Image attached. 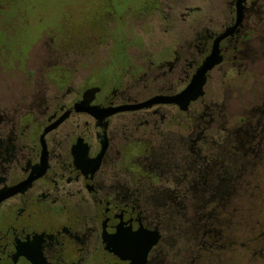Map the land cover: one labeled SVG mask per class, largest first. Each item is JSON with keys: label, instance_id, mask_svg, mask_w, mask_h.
Masks as SVG:
<instances>
[{"label": "flooded vegetation", "instance_id": "obj_1", "mask_svg": "<svg viewBox=\"0 0 264 264\" xmlns=\"http://www.w3.org/2000/svg\"><path fill=\"white\" fill-rule=\"evenodd\" d=\"M146 6L131 17L159 10L153 0ZM222 6L197 22H185L193 8L185 7L181 22L169 6L166 32L177 24L175 37L136 56L123 31L127 21L106 29L87 39L88 52L76 53L99 57L95 49L108 44L107 60L86 79L24 85L0 100V264H131L118 252L141 263L156 235L143 264H207L205 238L199 246L189 235L182 240L161 218L159 201L162 190L182 185L168 179L165 165L182 147L189 150L192 113L200 130L194 146L219 114L237 132L264 133V0ZM103 16L95 24L107 23ZM215 46L221 62L187 102L184 93ZM48 70L67 81L59 63ZM228 104H246L238 121ZM214 252L209 259L221 255Z\"/></svg>", "mask_w": 264, "mask_h": 264}, {"label": "rangeland", "instance_id": "obj_2", "mask_svg": "<svg viewBox=\"0 0 264 264\" xmlns=\"http://www.w3.org/2000/svg\"><path fill=\"white\" fill-rule=\"evenodd\" d=\"M147 1L0 0V100L21 94L24 85H72L86 79L96 62L107 60L108 44L95 49L102 53L99 57H77L76 53L88 52L87 39L105 35L106 29L124 26L127 21L123 31L130 38V54L136 56L159 50L175 37L177 24L166 32L172 15L169 6H174L176 19L181 22L186 6L193 11L185 22H197L206 11L213 15L214 10L223 7V0H153L159 10L145 18L131 17L145 10ZM103 15H108V22L95 24L106 21ZM107 34L114 36L112 32ZM49 38L57 40L51 42ZM22 40L27 42L18 47ZM56 62L59 69L69 73L66 82L59 75H49V65ZM258 67L264 69V61ZM245 107L246 104H228V115L235 121ZM255 210L250 219L253 226L249 224L248 229L237 231L233 237L236 243L207 264H264V205Z\"/></svg>", "mask_w": 264, "mask_h": 264}, {"label": "trees", "instance_id": "obj_3", "mask_svg": "<svg viewBox=\"0 0 264 264\" xmlns=\"http://www.w3.org/2000/svg\"><path fill=\"white\" fill-rule=\"evenodd\" d=\"M197 121L192 113L189 150L182 147L167 159L168 179L182 185L162 190L159 212L182 240L189 235L190 244L199 246L204 237L211 260L214 251L222 254L236 243V232L248 229L255 209L264 205V133L253 138L251 131L237 132L219 114L194 146Z\"/></svg>", "mask_w": 264, "mask_h": 264}, {"label": "water", "instance_id": "obj_4", "mask_svg": "<svg viewBox=\"0 0 264 264\" xmlns=\"http://www.w3.org/2000/svg\"><path fill=\"white\" fill-rule=\"evenodd\" d=\"M220 62H221V57L219 55V50L215 46L211 54L204 60L202 65L197 69V72L194 75L190 86L185 91L184 94L187 95V100H186L187 102L196 99L197 97H199V95L202 94V88L206 80V74L216 65H218ZM180 105L182 110L188 109L189 106V104H180ZM158 237L159 236L156 235L154 240L143 248V253H142L143 262L141 263H136L135 259L126 252L125 253L118 252V254L121 256L122 259L131 260V264H143L148 249L151 247L152 244L157 242Z\"/></svg>", "mask_w": 264, "mask_h": 264}]
</instances>
